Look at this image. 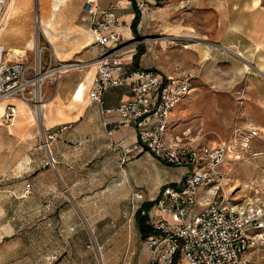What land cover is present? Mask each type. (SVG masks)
<instances>
[{
	"label": "rangeland",
	"instance_id": "obj_1",
	"mask_svg": "<svg viewBox=\"0 0 264 264\" xmlns=\"http://www.w3.org/2000/svg\"><path fill=\"white\" fill-rule=\"evenodd\" d=\"M22 1V32H27L26 41L40 49V72L51 74L40 83L44 117L34 115L37 103L32 91L29 108L18 111L14 125H0L4 130L0 134V264H139L144 246L134 208L128 198L114 195L110 180L120 170L116 160L103 163L96 156L84 155L77 159L61 151L59 165L40 163L49 158L43 121L50 125L56 117L55 103H46L57 93H68L71 79L90 68L80 66L82 54L76 50L89 44L82 59L96 55L89 21L85 15L86 22L81 20V0H64L51 23L48 7L52 0ZM36 16L42 17V28L40 24L37 28ZM162 46L170 56L174 43L166 40ZM35 48L24 60L32 76ZM174 67L193 74V90L170 117L168 139L193 146L229 144L220 169L223 189L236 202L261 207L264 219V102L249 95L239 77L231 78L230 66L215 69L224 77L217 82L195 77L192 70L178 64L156 71L170 72ZM30 140L40 149H30ZM106 184L108 191L101 190ZM255 233L250 255L254 264H264V227Z\"/></svg>",
	"mask_w": 264,
	"mask_h": 264
},
{
	"label": "crops",
	"instance_id": "obj_2",
	"mask_svg": "<svg viewBox=\"0 0 264 264\" xmlns=\"http://www.w3.org/2000/svg\"><path fill=\"white\" fill-rule=\"evenodd\" d=\"M10 1H7V5ZM53 2L55 0H52L48 7L50 23L54 17L59 16V8L65 3L64 0H60L57 14L51 16L50 7ZM82 3L83 0L80 6L81 20L86 22L81 10ZM22 4V0H15L0 34V44L4 47L8 59L25 62L33 42L26 41L27 32H22L24 26ZM140 4H143L144 10L140 9ZM99 6L101 9L112 8L117 16L118 32L122 35L121 44L124 46L119 55L124 61L131 63L134 69L165 71L178 64L192 70L195 77L198 74L204 81L217 82L224 77L218 75L215 69L230 66L231 78L239 77L248 87L249 95L264 102V68L257 65V61L258 64L264 65L262 0H99ZM38 17L42 28L43 19L41 16ZM89 31L96 55L86 60L82 59L87 55L88 50L84 49L89 44L81 46L76 50V54H82L81 59H78L80 66L87 65L90 68L71 79V85L68 83V93H57L46 103V105L55 103L56 117H53L50 125L46 124L49 122L43 121L45 132L51 134L63 125L69 127L49 141L46 149L49 158L42 159L40 163L44 167L49 161L59 165L61 151L71 152L77 159L83 155L96 156L102 159L103 163L114 159L120 168L110 179L115 190L114 195L121 199H129L133 192L142 191L143 204L151 205L146 210L148 216L156 214L154 201L160 189L166 184L181 180L187 170L185 167L166 165L145 150L133 152L128 161L121 163V150L109 147L110 143H119L121 140H124L125 146H129L136 140L131 127L116 129L111 135L108 133L115 124L117 114L106 113L105 110L114 109L127 100L129 92L127 87H112L102 95L100 102H90L88 99L87 93L95 75L94 61L98 57L91 27ZM162 33L164 37H160ZM166 40L168 43H174V46H170L172 48L169 51L170 56L162 48ZM12 47L23 48L27 52L23 56H11ZM80 85H83L82 93L80 97L75 98V92ZM190 95L191 93L179 103L170 117ZM9 101L7 104H12L16 109L13 124H9L13 126L18 111L29 106L18 98ZM11 101L17 102L19 109ZM4 103L5 101L0 102V125L7 124L2 117L7 105L3 106ZM8 131L12 133L10 128ZM3 132L4 130L0 128V134ZM30 142L32 145L30 149H40L33 141ZM28 159L31 161V157ZM57 171L61 180L64 179L63 174H60L58 169ZM106 180L108 181V178ZM105 189L108 191L107 184L101 187V190ZM164 218L170 219L168 216ZM143 246L144 258L139 264H145L149 256L144 238Z\"/></svg>",
	"mask_w": 264,
	"mask_h": 264
},
{
	"label": "built area",
	"instance_id": "obj_3",
	"mask_svg": "<svg viewBox=\"0 0 264 264\" xmlns=\"http://www.w3.org/2000/svg\"><path fill=\"white\" fill-rule=\"evenodd\" d=\"M8 0H0V34L7 17ZM144 10L143 4L139 5ZM83 14L87 17L98 49L94 61L95 75L87 97L100 102L102 95L112 87H127L129 97L106 113H116L112 129L131 127L135 142L125 146L124 140L110 143L121 150V163L135 151L145 150L164 164L185 167L186 173L176 183L161 188L154 201L156 214L149 215L141 208L142 191L133 192L128 204L147 216L151 233L144 239L148 251L145 264H254L250 248L255 244L258 229L264 227L261 207L236 202L222 186L220 169L226 162L230 145L221 142L208 146L181 144L167 137L171 112L191 93L193 74L174 67L170 72L134 69L119 52L123 49L118 19L112 8L101 9L99 0H83ZM27 62L7 58L0 44V102L18 98L28 102L34 92V78ZM16 109L7 104L3 120L13 124ZM69 126L63 125L46 134L44 146ZM252 135L255 132L252 131ZM168 216L170 219L164 218Z\"/></svg>",
	"mask_w": 264,
	"mask_h": 264
},
{
	"label": "bare ground",
	"instance_id": "obj_4",
	"mask_svg": "<svg viewBox=\"0 0 264 264\" xmlns=\"http://www.w3.org/2000/svg\"><path fill=\"white\" fill-rule=\"evenodd\" d=\"M14 2H15V0H11L9 3H8V5H7V7H6V10H5V17H7V15L9 16V13L12 11V8H13V5H14ZM59 3H60V0H55V2H53L52 4H51V8H50V10H51V16H53V15H55L56 13H57V11H58V7H59ZM52 19V18H51ZM39 24H40V20H39V17L38 16H36V25H37V28L39 29ZM31 48H33V50H34V48H35V44H33V43H31ZM27 51H25L23 48H11V50H10V55L11 56H16V57H18V56H23L25 53H26ZM39 56H40V49H36L35 48V69H36V71L38 70V60H39ZM257 65H258V67H260V68H264V65H260V64H258V61H257ZM65 67H67V66H64V67H62V68H65ZM247 67V66H246ZM62 68H60V69H62ZM51 74V72L49 73V74H47V73H40V74H38L35 78H34V80H33V82H34V92H33V95H34V98H35V100H36V103H37V105H36V108H35V112H34V115H35V117H40L41 115L44 117V114H43V108H44V103H43V101H42V98H41V93H40V83H41V81L44 79V78H46V77H48V75H50ZM82 90H83V85H80L78 88H77V90H76V92H75V98H78V97H80V95H81V93H82ZM27 106H29V104L27 103V102H24ZM73 107V106H72ZM33 112L31 111V113L33 114Z\"/></svg>",
	"mask_w": 264,
	"mask_h": 264
},
{
	"label": "trees",
	"instance_id": "obj_5",
	"mask_svg": "<svg viewBox=\"0 0 264 264\" xmlns=\"http://www.w3.org/2000/svg\"><path fill=\"white\" fill-rule=\"evenodd\" d=\"M150 206L151 205L142 204L141 208L146 211ZM135 220L141 237L145 239L152 231L151 226L148 224L147 216H142L139 210H137L135 213Z\"/></svg>",
	"mask_w": 264,
	"mask_h": 264
}]
</instances>
